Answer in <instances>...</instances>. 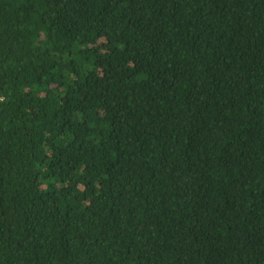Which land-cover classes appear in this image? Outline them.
<instances>
[{
  "label": "trees",
  "instance_id": "16d2710c",
  "mask_svg": "<svg viewBox=\"0 0 264 264\" xmlns=\"http://www.w3.org/2000/svg\"><path fill=\"white\" fill-rule=\"evenodd\" d=\"M0 264H264V0H0Z\"/></svg>",
  "mask_w": 264,
  "mask_h": 264
}]
</instances>
